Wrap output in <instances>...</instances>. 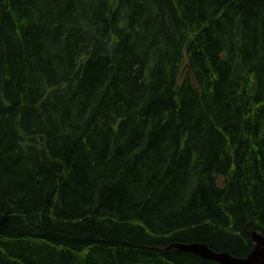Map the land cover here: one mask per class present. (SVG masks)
I'll list each match as a JSON object with an SVG mask.
<instances>
[{
    "label": "trees",
    "instance_id": "16d2710c",
    "mask_svg": "<svg viewBox=\"0 0 264 264\" xmlns=\"http://www.w3.org/2000/svg\"><path fill=\"white\" fill-rule=\"evenodd\" d=\"M264 235V0H0V264H219Z\"/></svg>",
    "mask_w": 264,
    "mask_h": 264
},
{
    "label": "water",
    "instance_id": "95a60500",
    "mask_svg": "<svg viewBox=\"0 0 264 264\" xmlns=\"http://www.w3.org/2000/svg\"><path fill=\"white\" fill-rule=\"evenodd\" d=\"M254 246L245 257H236L227 251H215L205 243H173L170 247L187 251L219 264H264V235L253 232Z\"/></svg>",
    "mask_w": 264,
    "mask_h": 264
}]
</instances>
